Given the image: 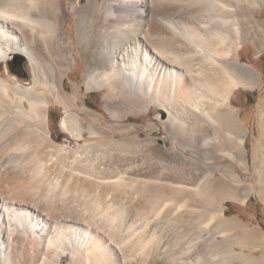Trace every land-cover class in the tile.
Wrapping results in <instances>:
<instances>
[{"label": "bare ground", "instance_id": "1", "mask_svg": "<svg viewBox=\"0 0 264 264\" xmlns=\"http://www.w3.org/2000/svg\"><path fill=\"white\" fill-rule=\"evenodd\" d=\"M241 1L89 0L75 8L68 0H0V63L19 55L32 73L30 88L10 87L0 78V264H232L227 235L234 221L225 219L220 202L240 196L244 204L255 188L237 191L243 187L241 172L249 168L246 133L231 97L259 82L252 66L233 57L242 47ZM74 14L77 33L65 44ZM76 50L85 66L83 85L71 79L65 92ZM81 87L84 97L107 90V108L126 109L112 112L118 120L161 110L174 140L171 153L176 155L178 145L190 156L199 148L213 156L218 150L223 163L205 162L204 173L137 168L114 177L86 175L96 191L72 194L66 175L50 172L52 161L69 162L72 155L53 145L44 124L50 107L59 106L65 113L62 128L84 140ZM261 124L260 152L253 160L264 175V116ZM115 126L125 141L139 143L131 138V126ZM89 130L96 143L116 146L107 128ZM81 149L69 166L68 177L75 175L77 182L85 175L73 166L84 162ZM259 185L264 190L263 179ZM111 188L124 189L129 206ZM190 195L192 202H184ZM202 198L203 212L195 215L189 208ZM178 220L189 224L182 228ZM254 262L241 264H264V257Z\"/></svg>", "mask_w": 264, "mask_h": 264}, {"label": "rangeland", "instance_id": "2", "mask_svg": "<svg viewBox=\"0 0 264 264\" xmlns=\"http://www.w3.org/2000/svg\"><path fill=\"white\" fill-rule=\"evenodd\" d=\"M228 1L233 2L234 0ZM88 2L89 0H68V4L75 8L85 6ZM75 19L76 15L74 14L71 17V22L67 25L65 30L67 33L65 36V44H69L71 42L70 38L75 37L77 33ZM237 20L242 47L235 50L233 57L237 58L239 63L241 62L242 64L244 63L252 66L258 73L259 82L257 86L252 89L236 90L233 92L231 97L232 108H234L236 112L240 128L246 133L244 150L247 156L249 168L247 173L241 172L243 187L238 188L239 190L237 189V191H241V189L244 188L248 189L252 186L255 188V191L250 194L244 204L240 203V196H237L236 198H233V196L223 197L220 202V206L224 210L225 219L234 221V224H232V228L227 235L230 240L229 248L233 253L232 264H241L245 261H255L258 263L264 257V190H260L259 188V182L262 179L264 180V175L261 174L263 173V166L253 160L254 152H260V147L257 141L260 138L262 130L261 122L264 116V50L261 52L259 51L260 44L264 41V0H242L240 10L237 13ZM75 53L77 54V57L73 65L74 67L70 71L71 73L69 72L68 77L64 79L65 92H68L70 88L69 86L72 82L71 79L75 83L83 85L85 66L81 61L79 52L76 50ZM16 60L17 59L15 58H10L7 62L4 61L3 63H0V78L2 80H6L10 87H12V85L14 86V83H17L22 87L30 88L32 86V73L29 62L24 58L22 61L19 60L18 66H11V63ZM81 89L83 98L78 101V114L81 117V122L84 127V140L78 141L73 137L71 138V133L62 128L61 121L64 118L65 113L59 106L50 107L46 117V125L44 124V129L48 131L49 137L52 138L53 145L61 147L66 154L70 156L72 155L71 157L73 159L77 157L76 155L79 156L82 153L80 151H82L81 148L84 146L83 164H73L77 171L85 174L84 179L78 178V182L76 181L75 175H73L72 178L68 177L71 160L73 161L72 158H70L69 162H51V175L54 176L63 172L66 175L64 180L66 182L69 181L72 194L75 190L77 194L83 189H90L92 193L93 191H96L97 184H91L88 178H86V175H107L106 177H114L117 175H123L126 170H135L137 168H143L155 173H172L179 170L181 172L192 170L198 173H204L207 169L205 168V162L212 161L214 162L213 165L223 163L224 158L219 155L220 153L218 150L213 156L204 153V151L200 148L195 149L196 154L194 157L186 154L187 151H184V149L178 145L179 147L177 146L176 155L171 153L169 150L172 148L171 145H173L174 140L171 138V135L163 124L168 117L161 110L154 111L152 109L144 114H124V117L118 120L115 119L113 114L116 112L121 113L124 110L126 111V109L122 107L123 105L120 106V108H115L116 110L114 108L108 109L105 102L106 95L108 93L107 90L93 91L84 97L83 87H81ZM7 91L8 94L11 95V91L9 92V90H6V92ZM90 113L96 115L97 121L93 119L91 115L89 116ZM110 124L113 125L111 126ZM115 125L131 126L133 128V130L130 131L131 138L136 137V140H139V143H141L131 144V142L125 141L122 135L125 133L115 132L113 130V126L116 127ZM92 127L96 129L107 128V130L112 133L114 138L113 140L117 142L116 146H108L110 144L105 145V143L103 146L98 142L96 143L95 136L93 138V135H91L89 130ZM103 140L107 139L104 137ZM148 140H150V143ZM151 141H154V144L151 143ZM110 152H112V154L113 152L115 153L113 157L112 155H109L111 154ZM101 153H106L109 157L106 160H103L101 158L103 157L101 156ZM184 162L185 164L183 165ZM228 165L234 167L237 173L240 172L236 167V164L228 163ZM83 168L84 171H82ZM151 183L154 184V182ZM98 189L100 190V193H102L103 185L99 186ZM123 190L124 189L122 188L118 190L113 188L110 189V191H113L114 195L117 196V201L122 206L127 207L129 206V203H127L128 199L125 197L126 195L123 194ZM239 194L240 192L238 194L236 193V195ZM136 196L137 194H134V197ZM221 196L222 195H215L214 197L219 200V197ZM152 197H154L152 199H155V194ZM192 199L193 197L190 195L186 196L184 198L185 201H183L189 203L192 202ZM197 200L196 203L192 205L193 207L190 206L189 208V210L194 212L195 215L203 212L202 204L204 200L203 198ZM168 216L169 215L167 214L164 215L165 226L168 224V219H170V216ZM177 223H180L179 226L182 228L187 227L189 224V222L183 220H178ZM218 239L222 240L223 238L219 237ZM207 256H211V254H207ZM238 257L241 259L243 258V261L238 259Z\"/></svg>", "mask_w": 264, "mask_h": 264}, {"label": "flooded vegetation", "instance_id": "3", "mask_svg": "<svg viewBox=\"0 0 264 264\" xmlns=\"http://www.w3.org/2000/svg\"><path fill=\"white\" fill-rule=\"evenodd\" d=\"M19 65V60H16L11 63V66H18Z\"/></svg>", "mask_w": 264, "mask_h": 264}, {"label": "water", "instance_id": "4", "mask_svg": "<svg viewBox=\"0 0 264 264\" xmlns=\"http://www.w3.org/2000/svg\"><path fill=\"white\" fill-rule=\"evenodd\" d=\"M19 58L20 61H22L24 59V57H20V56H17Z\"/></svg>", "mask_w": 264, "mask_h": 264}, {"label": "trees", "instance_id": "5", "mask_svg": "<svg viewBox=\"0 0 264 264\" xmlns=\"http://www.w3.org/2000/svg\"><path fill=\"white\" fill-rule=\"evenodd\" d=\"M9 64V63H8Z\"/></svg>", "mask_w": 264, "mask_h": 264}]
</instances>
